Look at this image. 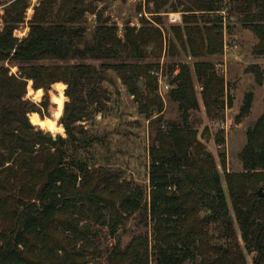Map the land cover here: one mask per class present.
Returning a JSON list of instances; mask_svg holds the SVG:
<instances>
[{"label":"trees","instance_id":"16d2710c","mask_svg":"<svg viewBox=\"0 0 264 264\" xmlns=\"http://www.w3.org/2000/svg\"><path fill=\"white\" fill-rule=\"evenodd\" d=\"M145 1L156 10L167 2ZM178 3L183 12L202 14L185 15L184 27L172 28L180 48H188L193 57L221 52V27L216 23L222 21L224 10L255 36L252 55L264 56V0ZM27 7L25 0H15L0 17V264H90L89 259L101 255L106 264H245L238 236L253 255L252 264H264V197L257 195L259 188L264 193V93L262 114L247 131L239 153L242 171L225 174L228 205L216 160L189 123L190 114L199 108L189 69L173 63L170 72L174 66L179 71L170 81L175 88L168 98L176 103L181 120L163 122L159 116L152 121L156 130L148 149L146 200L134 180L95 167L84 156L95 138L85 137L75 123L83 118V106L98 108L108 100L109 71L141 112H161L162 102L149 75L153 64L145 63L160 55V30L127 26L119 37L115 26L97 16L87 38L81 23L92 9L86 0H41L27 35L18 39L14 32ZM172 8L176 10L175 5ZM169 51H174L172 44ZM7 64L17 73H10ZM247 71L257 86H264L259 66L251 65ZM194 73L210 116L223 95V79L204 61L194 64ZM141 78L146 92L138 86ZM28 81L33 92L47 93L51 86L63 85L65 101L58 124L66 137L53 138L29 122L28 114L38 111L24 99ZM252 99V92L244 95L241 116L248 114ZM42 105L46 107L45 102ZM218 156L224 162L223 155ZM131 216L139 217L144 226L151 224L150 238L138 231L137 224L123 245L118 231ZM98 226L116 238L103 251ZM211 226L216 234H209Z\"/></svg>","mask_w":264,"mask_h":264},{"label":"rangeland","instance_id":"374dc122","mask_svg":"<svg viewBox=\"0 0 264 264\" xmlns=\"http://www.w3.org/2000/svg\"><path fill=\"white\" fill-rule=\"evenodd\" d=\"M13 1L15 0H0V17H2L4 9ZM25 1L28 7L25 10L22 22L17 25V29L14 32V36L18 39H22L27 35L29 21L33 15L34 8L41 0ZM86 2L90 4L92 9V11L85 13L81 23L86 28L85 36L87 38H90L91 32L96 25L97 16L106 20L107 24L115 26L119 37H122L127 26L135 29L152 26L160 30L162 37L160 55L159 57L150 56L145 63L153 64L149 75L155 81L156 95L162 102V110L160 113L155 111L141 112L134 97L127 92L126 87L116 74L109 71L110 82L105 84L108 90V100L104 101L103 105L98 108L94 104L83 106L81 110L83 118L75 123V126L82 128L85 137L95 138L93 147H90L84 156L89 158L91 163H95V167L115 170L120 172L121 178L134 180L143 188L147 200L149 192L148 149L156 130V124H152V121L159 116L163 122L181 120L176 103L168 98L169 91L175 88V84H171L170 81L178 73L179 69L174 66L175 70L170 72L169 67L173 63L187 65L199 106L196 111L190 114L189 123L195 130L198 141L205 145L206 149L216 160L221 186L229 205L225 174L242 171L239 153L246 143L247 131L252 129L263 111L262 97L264 86H257L253 74L247 71L249 66L257 65L264 74V56L256 57L251 53L253 46L257 42L255 36L244 28L236 20L235 16L231 15L229 17L226 10H224L220 13L222 21L216 23L217 27H221V52L202 57H193L188 48L186 51L180 48L172 28L177 26L184 27L183 17L185 15L199 17L202 14L200 12H183L182 5H179L178 0H167L166 4L158 10L155 9L152 2L147 3L145 0H86ZM172 5L176 6V10H172ZM172 13L178 17L176 22L170 21L169 14ZM203 16L205 17L206 15ZM198 24L201 27L204 25L200 22ZM2 27V19H0V30ZM170 44L174 46V51H169ZM203 61L210 63L213 70L224 82L223 95L219 97L217 104L214 105L216 110L213 109L210 116L202 102V84L194 73V64ZM44 64L52 63L45 62ZM8 66L10 67V73H17L16 67L10 66V64ZM139 83L141 90L146 92L147 88L144 79L141 78L138 81V86ZM62 87L63 85L58 83L51 86L47 93L43 90L42 92L37 91L41 93V97L38 101H34L28 94V91L33 92L31 90L33 89L32 82H27L24 99L34 103L38 111L37 113L28 114L30 123L29 117L32 114H35L40 119L51 117L55 108L51 96L53 93H57L56 89L61 90L63 94ZM247 92L253 93V99L248 114L241 116L239 112L244 95ZM64 101L63 94V107ZM42 102H45L46 107L42 105ZM35 127L41 129L38 126ZM41 130L44 133L47 132L43 129ZM49 134L53 137L52 133ZM58 135L66 137L64 129L62 134H55V137ZM219 154L223 155L224 162L220 161L221 157L218 156ZM204 214L205 211L202 210L201 215ZM139 220V217L131 216L125 222V228L119 229L118 233L122 235L123 245L128 242L129 236L134 234L137 224L140 226L138 231L147 233L150 238L151 224L148 222V225L144 226ZM97 230L99 231V248L102 251L114 244L116 238L109 235L106 227L98 226ZM216 233L213 226L209 227V234ZM237 239L245 264H252L253 255L246 252L239 236ZM212 242L220 243L222 241L212 240ZM89 260L90 264L94 262L106 264L103 255L95 260Z\"/></svg>","mask_w":264,"mask_h":264},{"label":"bare ground","instance_id":"6f19581e","mask_svg":"<svg viewBox=\"0 0 264 264\" xmlns=\"http://www.w3.org/2000/svg\"><path fill=\"white\" fill-rule=\"evenodd\" d=\"M57 93H53L52 96H51V100H52V103L55 105V108L52 112V115L51 117H48V118H44V119H40L38 118V121L39 123H32L34 126H38L40 127L41 129L49 132V133H52L50 130H48V125L47 123H45L46 121H50L52 123H54L57 127L61 126L60 124L57 123V116H56V113L60 112L62 113V109H63V94L61 92V90L59 89H56ZM28 94L29 96L34 100V101H38L41 97V93L39 92H31V91H28ZM60 117V116H59ZM41 125H43V127H41ZM56 134H60L59 132L56 133Z\"/></svg>","mask_w":264,"mask_h":264},{"label":"clouds","instance_id":"9594fccd","mask_svg":"<svg viewBox=\"0 0 264 264\" xmlns=\"http://www.w3.org/2000/svg\"><path fill=\"white\" fill-rule=\"evenodd\" d=\"M65 87H66V85H65ZM60 115H61L60 112L56 113L57 118H59ZM29 119L34 124L35 123H39L38 118H37V116L35 114H32L29 117ZM45 123H47V125H48V130H50L52 132L53 138H55V134L56 133H58V132L61 133V134L63 133V126L62 125L57 127L54 123H52L50 121H46ZM41 127H43V125H41Z\"/></svg>","mask_w":264,"mask_h":264},{"label":"water","instance_id":"95a60500","mask_svg":"<svg viewBox=\"0 0 264 264\" xmlns=\"http://www.w3.org/2000/svg\"><path fill=\"white\" fill-rule=\"evenodd\" d=\"M139 86H140V88H141L140 83H139ZM173 156L176 158V160H179V157H178L175 153L173 154ZM257 195H258L259 197H264V193H263V191H262V188H259V189H258V191H257Z\"/></svg>","mask_w":264,"mask_h":264},{"label":"built area","instance_id":"2783aa9c","mask_svg":"<svg viewBox=\"0 0 264 264\" xmlns=\"http://www.w3.org/2000/svg\"><path fill=\"white\" fill-rule=\"evenodd\" d=\"M169 17H170V21H172V22H176L178 19V17H176L174 13L169 14Z\"/></svg>","mask_w":264,"mask_h":264}]
</instances>
